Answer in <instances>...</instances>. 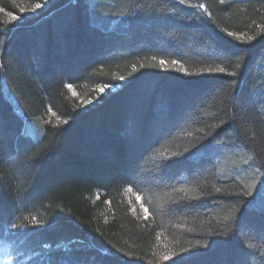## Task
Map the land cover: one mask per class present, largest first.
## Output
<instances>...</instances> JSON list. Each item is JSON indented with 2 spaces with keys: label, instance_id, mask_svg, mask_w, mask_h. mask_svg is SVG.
I'll return each instance as SVG.
<instances>
[{
  "label": "trees",
  "instance_id": "1",
  "mask_svg": "<svg viewBox=\"0 0 264 264\" xmlns=\"http://www.w3.org/2000/svg\"><path fill=\"white\" fill-rule=\"evenodd\" d=\"M0 244L264 264V0H0Z\"/></svg>",
  "mask_w": 264,
  "mask_h": 264
},
{
  "label": "rangeland",
  "instance_id": "2",
  "mask_svg": "<svg viewBox=\"0 0 264 264\" xmlns=\"http://www.w3.org/2000/svg\"><path fill=\"white\" fill-rule=\"evenodd\" d=\"M8 20L12 21V22H15V23H18L20 20L18 18H7ZM164 68H167L169 67V64L167 63H163L162 64ZM172 67L174 68H180L179 65L176 63V64H173L172 63ZM171 68V67H169ZM167 70V69H165ZM108 89H113V90H116L115 87H108ZM69 90L71 92V95L72 97H74L75 99L78 98V94L75 92V90L71 87H69ZM99 93L100 94H104L106 92V89L105 87H101L99 88ZM84 104V107L88 106V105H91L92 102H85L83 103ZM47 112V116L51 118V116L53 115L52 113H56L55 110H53L51 107L47 106L46 108ZM127 194H128V199H129V208L131 210L132 213H134V210L137 211V212H140L142 214H147V212H145V205L143 204V201L141 200V197L138 196L137 194H134L132 192V190L128 189L126 190ZM161 246V243L159 244ZM0 264H14V260L12 259V257L10 256V254L8 253V251L5 249V247L3 245L0 244Z\"/></svg>",
  "mask_w": 264,
  "mask_h": 264
},
{
  "label": "snow or ice",
  "instance_id": "3",
  "mask_svg": "<svg viewBox=\"0 0 264 264\" xmlns=\"http://www.w3.org/2000/svg\"><path fill=\"white\" fill-rule=\"evenodd\" d=\"M179 2L181 4H184L186 2V0H179ZM200 8H204L205 5L204 4H200L198 5ZM36 7H40V4H36ZM228 35H233V33H228ZM251 39V38H250ZM155 59V58H153ZM161 64L165 63L163 60L160 61ZM173 64H176L178 63L177 61H172ZM206 71H213V72H225V69L224 68H214V69H206ZM217 191H219V189H217ZM249 195H251V193H249ZM145 212H147V209H145Z\"/></svg>",
  "mask_w": 264,
  "mask_h": 264
}]
</instances>
